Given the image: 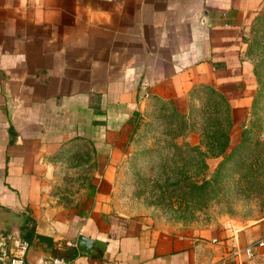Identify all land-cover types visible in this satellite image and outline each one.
Here are the masks:
<instances>
[{
	"label": "crops",
	"instance_id": "obj_1",
	"mask_svg": "<svg viewBox=\"0 0 264 264\" xmlns=\"http://www.w3.org/2000/svg\"><path fill=\"white\" fill-rule=\"evenodd\" d=\"M263 7L0 0V246L25 241L26 264H220L235 251L231 264H264V218L174 235L121 214L111 190L149 99L180 102L210 86L230 102L229 145L238 143L243 35Z\"/></svg>",
	"mask_w": 264,
	"mask_h": 264
},
{
	"label": "rangeland",
	"instance_id": "obj_2",
	"mask_svg": "<svg viewBox=\"0 0 264 264\" xmlns=\"http://www.w3.org/2000/svg\"><path fill=\"white\" fill-rule=\"evenodd\" d=\"M242 48L246 106L238 143L213 157L215 123L225 122L204 86L192 87L180 102L147 100L111 183L121 214L195 237L240 231L264 218V7L246 26Z\"/></svg>",
	"mask_w": 264,
	"mask_h": 264
},
{
	"label": "trees",
	"instance_id": "obj_3",
	"mask_svg": "<svg viewBox=\"0 0 264 264\" xmlns=\"http://www.w3.org/2000/svg\"><path fill=\"white\" fill-rule=\"evenodd\" d=\"M209 89V92L213 94V96L220 102V108H221V113L216 111L214 112L215 114L218 115L220 113L219 117H222V120L225 122V127H222L219 123H215V127L217 129L213 132V142L215 146L219 145V151L217 154H215L213 157L214 158H220L221 155L225 152V149L227 148L229 144V132L232 128V115H231V106L229 105L228 100L226 97L217 91L216 89L210 87V86H204Z\"/></svg>",
	"mask_w": 264,
	"mask_h": 264
},
{
	"label": "built area",
	"instance_id": "obj_4",
	"mask_svg": "<svg viewBox=\"0 0 264 264\" xmlns=\"http://www.w3.org/2000/svg\"><path fill=\"white\" fill-rule=\"evenodd\" d=\"M12 241L14 243V250H8L4 248L3 245L0 246V264H26L24 255L27 250V243L17 238L12 239ZM258 246H263V244L259 243ZM243 253L248 259L253 257L251 248H246ZM237 254V251L233 252L230 257L220 264H231V258ZM50 264H66V262L62 258H54L51 260Z\"/></svg>",
	"mask_w": 264,
	"mask_h": 264
},
{
	"label": "water",
	"instance_id": "obj_5",
	"mask_svg": "<svg viewBox=\"0 0 264 264\" xmlns=\"http://www.w3.org/2000/svg\"><path fill=\"white\" fill-rule=\"evenodd\" d=\"M81 241H86V239L85 238H81Z\"/></svg>",
	"mask_w": 264,
	"mask_h": 264
}]
</instances>
